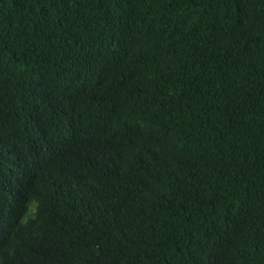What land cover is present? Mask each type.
<instances>
[{"label": "trees", "instance_id": "obj_1", "mask_svg": "<svg viewBox=\"0 0 264 264\" xmlns=\"http://www.w3.org/2000/svg\"><path fill=\"white\" fill-rule=\"evenodd\" d=\"M0 257L264 264V0H0Z\"/></svg>", "mask_w": 264, "mask_h": 264}, {"label": "clouds", "instance_id": "obj_2", "mask_svg": "<svg viewBox=\"0 0 264 264\" xmlns=\"http://www.w3.org/2000/svg\"><path fill=\"white\" fill-rule=\"evenodd\" d=\"M6 229H7L6 226L0 225V232H2V231L6 232ZM12 263H13V261L12 262H6L0 257V264H12Z\"/></svg>", "mask_w": 264, "mask_h": 264}]
</instances>
